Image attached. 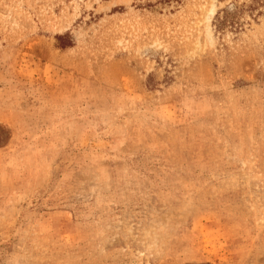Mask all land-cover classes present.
<instances>
[{
  "label": "rangeland",
  "instance_id": "1",
  "mask_svg": "<svg viewBox=\"0 0 264 264\" xmlns=\"http://www.w3.org/2000/svg\"><path fill=\"white\" fill-rule=\"evenodd\" d=\"M0 264H264V0H0Z\"/></svg>",
  "mask_w": 264,
  "mask_h": 264
}]
</instances>
